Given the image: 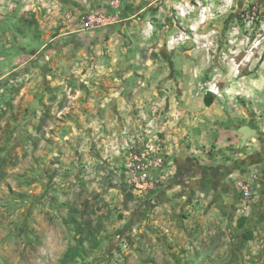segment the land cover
I'll return each mask as SVG.
<instances>
[{
  "label": "crops",
  "instance_id": "1",
  "mask_svg": "<svg viewBox=\"0 0 264 264\" xmlns=\"http://www.w3.org/2000/svg\"><path fill=\"white\" fill-rule=\"evenodd\" d=\"M180 1L121 0L116 9L111 0H33L0 19V106L10 116L13 109L46 118L59 162L94 166L93 187L114 214L93 248L128 246L142 264L161 261L163 252L186 264L199 248H248L264 236V74L247 80L258 101L238 107L216 97L207 105V92L189 79L192 55L167 49ZM96 8L119 19L84 35L67 33ZM28 30L40 40L33 50L21 43ZM17 70L27 80L6 85ZM246 125L257 135L243 146ZM156 131L167 164L153 204L127 186L122 149L142 148ZM253 174L257 197L244 210L237 181ZM248 231L253 240H245Z\"/></svg>",
  "mask_w": 264,
  "mask_h": 264
},
{
  "label": "rangeland",
  "instance_id": "2",
  "mask_svg": "<svg viewBox=\"0 0 264 264\" xmlns=\"http://www.w3.org/2000/svg\"><path fill=\"white\" fill-rule=\"evenodd\" d=\"M252 2L181 0L189 14L184 18L179 9H173L175 30L167 45L173 53L192 55L189 79L193 85L205 92L213 88L215 97H224L238 107L260 99L247 80L249 75L264 74L263 17L255 31L246 25ZM254 3L264 10L263 2ZM21 38L31 50L40 45L29 30ZM8 56L13 61L14 56ZM171 66L174 69L175 63ZM11 112L12 116L8 108L0 106V264H61L65 252L77 242L78 224L87 231L90 219L96 224L102 218L105 225L114 213L101 198L102 189L99 192L93 187L97 173L91 163L71 167L53 155L56 144L46 136V118L36 111ZM127 247L93 248L87 241L82 257L69 264H142L136 250ZM163 255L161 261L157 260L159 254L155 256L154 264H175L165 252ZM187 259L193 262L186 264H264V236L248 248H199Z\"/></svg>",
  "mask_w": 264,
  "mask_h": 264
},
{
  "label": "built area",
  "instance_id": "3",
  "mask_svg": "<svg viewBox=\"0 0 264 264\" xmlns=\"http://www.w3.org/2000/svg\"><path fill=\"white\" fill-rule=\"evenodd\" d=\"M33 0H0V19L7 17L8 13L19 3L28 4ZM121 0H111L109 3L111 7L118 8ZM181 11L182 17L186 18L189 14V9L185 4L179 3L175 7ZM247 11L248 22L246 25L249 29L255 30L257 21L264 19L263 5L252 2V6ZM119 19L118 14L108 12L106 8H96L86 12L82 18L74 25V27L67 30L68 34L84 35L87 32H93L99 28L115 23ZM260 23L264 27V21ZM151 23V22H150ZM152 24V23H151ZM172 42V37L169 38V44ZM23 64V62H19ZM27 62L25 61L24 64ZM27 72L17 70L15 75L9 77L6 85H19L27 80ZM210 92L217 94L213 88H209ZM207 90V91H209ZM4 89H0V102ZM1 104V103H0ZM2 107V106H1ZM153 112L157 113L158 108L153 107ZM156 129V125L152 126ZM128 154L129 158L125 165V181L127 186L139 196H148L153 204L157 203L155 198V190L164 180V169L167 164V152L161 144L159 131L153 133V136L140 149H137L135 144H129L122 149ZM259 179V174H253L249 179H241L237 181V186L241 192L244 210L248 209L249 204L256 199L257 193L254 188V182ZM127 247V246H125Z\"/></svg>",
  "mask_w": 264,
  "mask_h": 264
},
{
  "label": "trees",
  "instance_id": "4",
  "mask_svg": "<svg viewBox=\"0 0 264 264\" xmlns=\"http://www.w3.org/2000/svg\"><path fill=\"white\" fill-rule=\"evenodd\" d=\"M215 95L212 92H207L204 99L207 105H211L215 101ZM3 162V160L1 161ZM0 162V163H1ZM1 166V164H0ZM93 213H96L93 212ZM93 219H90L87 224L88 228L87 231H85V226L82 224H78L76 227V234L77 236V242L75 245L70 246L69 249L65 252L61 264H69L72 261H75L79 257H82L83 251L82 246L85 244V242L92 243L93 246L98 247L100 244L99 235L103 231L104 222L102 218H99L97 220L96 224H93ZM245 224V219L241 220V225ZM86 232V233H85ZM85 233V234H84ZM246 241H250L254 239V234L251 231H248L244 236Z\"/></svg>",
  "mask_w": 264,
  "mask_h": 264
},
{
  "label": "water",
  "instance_id": "5",
  "mask_svg": "<svg viewBox=\"0 0 264 264\" xmlns=\"http://www.w3.org/2000/svg\"><path fill=\"white\" fill-rule=\"evenodd\" d=\"M240 4H242V2ZM249 129H251V127L249 125L242 126L241 132L243 134V136H242V145L243 146L247 143V140L250 136L257 135L256 130L253 131V133H250ZM251 130H253V129H251Z\"/></svg>",
  "mask_w": 264,
  "mask_h": 264
},
{
  "label": "flooded vegetation",
  "instance_id": "6",
  "mask_svg": "<svg viewBox=\"0 0 264 264\" xmlns=\"http://www.w3.org/2000/svg\"><path fill=\"white\" fill-rule=\"evenodd\" d=\"M239 1H241V0H239ZM245 1V0H244ZM251 1H254V2H262V0H251ZM241 3V2H240ZM237 15H240V13L239 14H237ZM253 30V29H252ZM253 31H255V30H253ZM254 39V38H253ZM253 39H251V41L253 40Z\"/></svg>",
  "mask_w": 264,
  "mask_h": 264
}]
</instances>
